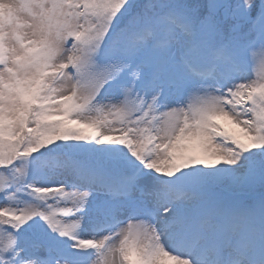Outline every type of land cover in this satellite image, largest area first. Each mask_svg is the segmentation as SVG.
<instances>
[{
    "label": "snow or ice",
    "instance_id": "6c2138e0",
    "mask_svg": "<svg viewBox=\"0 0 264 264\" xmlns=\"http://www.w3.org/2000/svg\"><path fill=\"white\" fill-rule=\"evenodd\" d=\"M21 3L0 264H264V0Z\"/></svg>",
    "mask_w": 264,
    "mask_h": 264
},
{
    "label": "clouds",
    "instance_id": "9594fccd",
    "mask_svg": "<svg viewBox=\"0 0 264 264\" xmlns=\"http://www.w3.org/2000/svg\"><path fill=\"white\" fill-rule=\"evenodd\" d=\"M21 0H0V23L11 17L22 15Z\"/></svg>",
    "mask_w": 264,
    "mask_h": 264
}]
</instances>
